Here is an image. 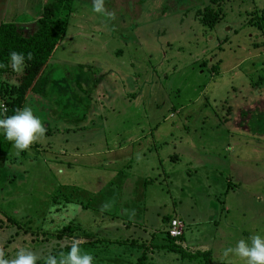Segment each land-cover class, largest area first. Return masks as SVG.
<instances>
[{"label": "rangeland", "instance_id": "rangeland-1", "mask_svg": "<svg viewBox=\"0 0 264 264\" xmlns=\"http://www.w3.org/2000/svg\"><path fill=\"white\" fill-rule=\"evenodd\" d=\"M45 1L0 0V21L28 35ZM137 1L105 0L114 20L93 0L61 15L66 33L22 107L46 133L19 153L12 141L0 167L6 259L79 240L93 264H198L155 246L174 216L212 264H243L224 251L264 237V22H247L264 0Z\"/></svg>", "mask_w": 264, "mask_h": 264}, {"label": "trees", "instance_id": "trees-1", "mask_svg": "<svg viewBox=\"0 0 264 264\" xmlns=\"http://www.w3.org/2000/svg\"><path fill=\"white\" fill-rule=\"evenodd\" d=\"M137 2L138 6H140L142 0ZM71 6L72 0H46L35 19L36 29L28 35L23 34L18 29L14 20L0 21V64L4 65V67L0 68V75L14 73L10 66V52L16 51L25 56V69L18 85H0V97L6 106L5 110L0 114V118L11 116L16 113L17 109H22L28 92H35L42 85L43 74L38 72V68L46 64L53 50L66 33L67 20L62 21L61 15L65 13L67 16ZM128 6L129 1H127V5L122 7L128 10ZM202 7L199 9H202ZM140 9H136L133 13L137 16ZM213 13L214 11L211 9H204L203 22L201 21L203 25L209 28L213 27L217 21L216 18L214 19ZM247 22L258 29L261 28L264 22V12L261 15L253 14ZM29 53L32 54L31 60L27 59ZM11 144L12 141L7 140L3 130H0V167L2 168L4 161L8 157ZM57 236L61 237L62 235L58 234ZM99 241L97 238L96 242ZM121 242H126L127 245L139 248L144 247L141 242L136 243L134 238ZM183 242V233L179 236H170L167 233L166 240L155 244V246L175 252L180 258L195 259L198 264H212V250L210 248L190 250L183 245ZM65 249H68V246ZM61 250L58 249L52 254L57 255ZM37 264H44L43 259L38 260Z\"/></svg>", "mask_w": 264, "mask_h": 264}, {"label": "clouds", "instance_id": "clouds-1", "mask_svg": "<svg viewBox=\"0 0 264 264\" xmlns=\"http://www.w3.org/2000/svg\"><path fill=\"white\" fill-rule=\"evenodd\" d=\"M92 10L105 16L107 19L114 20L115 13L109 12L105 7V0H93ZM10 66L14 73L23 75L25 69V56L22 53L10 52ZM27 59H32L29 53ZM4 65L0 64V68ZM11 84L18 85V80L13 77ZM0 130H3L6 139L14 142L17 152L29 150L31 145L44 137L46 128L42 121L33 114L30 107L17 109L16 113L0 118ZM111 205L104 203L101 205V211L110 210ZM79 240H73L69 251H61L58 255L49 253L41 257L37 253L25 248L19 247L15 257L6 259L3 250H0V264H37V261L43 259L44 264H93L94 257L89 253L81 254ZM225 257H238L243 264H264V237L261 235H252L248 240L240 239L235 247H229L223 253ZM228 264H234L229 260Z\"/></svg>", "mask_w": 264, "mask_h": 264}, {"label": "built area", "instance_id": "built-area-1", "mask_svg": "<svg viewBox=\"0 0 264 264\" xmlns=\"http://www.w3.org/2000/svg\"><path fill=\"white\" fill-rule=\"evenodd\" d=\"M2 110H5L6 106L4 103L1 104ZM167 233L170 236H179L183 233L184 231V221L181 220L179 217H171L169 219V222L167 224L166 228Z\"/></svg>", "mask_w": 264, "mask_h": 264}, {"label": "crops", "instance_id": "crops-1", "mask_svg": "<svg viewBox=\"0 0 264 264\" xmlns=\"http://www.w3.org/2000/svg\"><path fill=\"white\" fill-rule=\"evenodd\" d=\"M32 92L34 93V91L28 92L27 96H28L29 94H31ZM33 93H32V94H33ZM27 96H26V97H27Z\"/></svg>", "mask_w": 264, "mask_h": 264}]
</instances>
